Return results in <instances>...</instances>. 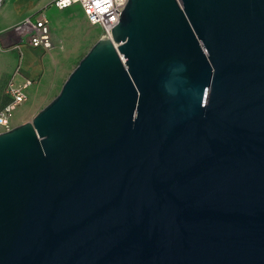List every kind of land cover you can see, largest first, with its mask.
Returning <instances> with one entry per match:
<instances>
[{
	"label": "water",
	"instance_id": "obj_1",
	"mask_svg": "<svg viewBox=\"0 0 264 264\" xmlns=\"http://www.w3.org/2000/svg\"><path fill=\"white\" fill-rule=\"evenodd\" d=\"M0 133V264H264V0H128Z\"/></svg>",
	"mask_w": 264,
	"mask_h": 264
},
{
	"label": "crops",
	"instance_id": "obj_2",
	"mask_svg": "<svg viewBox=\"0 0 264 264\" xmlns=\"http://www.w3.org/2000/svg\"><path fill=\"white\" fill-rule=\"evenodd\" d=\"M0 3V109L9 102L6 87L12 81L22 85L32 81L28 89L29 99L34 93L40 92L47 85L48 79L58 82V72L63 62L68 59L69 47L60 48L55 41L52 51H44L29 46L20 35L14 31L15 26L29 18H47L52 30V24H57V17L65 10H57L55 0H1ZM56 26V25H55ZM77 29V28H76ZM73 33H66V38ZM78 35V32H77ZM56 35V39H57ZM54 39V36H53ZM59 39V38H58ZM63 40V39H62ZM62 42H65L63 40ZM71 43V42H70ZM14 127L21 125L22 122ZM24 124V123H23Z\"/></svg>",
	"mask_w": 264,
	"mask_h": 264
},
{
	"label": "built area",
	"instance_id": "obj_3",
	"mask_svg": "<svg viewBox=\"0 0 264 264\" xmlns=\"http://www.w3.org/2000/svg\"><path fill=\"white\" fill-rule=\"evenodd\" d=\"M128 0H55L53 6L61 11L79 4L83 9L91 26H101L103 38H109L112 29L119 21V13L123 12ZM20 37L33 48L44 51H52L55 42L48 19L29 18L15 26ZM32 81H26L22 85H16L12 81L7 85L5 91L9 102L0 109V133L10 131L14 128L13 117L16 110L29 100L28 89Z\"/></svg>",
	"mask_w": 264,
	"mask_h": 264
},
{
	"label": "rangeland",
	"instance_id": "obj_4",
	"mask_svg": "<svg viewBox=\"0 0 264 264\" xmlns=\"http://www.w3.org/2000/svg\"><path fill=\"white\" fill-rule=\"evenodd\" d=\"M56 22L57 24H52L54 40L60 43L61 49L66 47V42L68 43V59L63 62V66L58 72V82H54L53 78L50 77L47 85L40 92L32 94L27 103L19 106L12 120L15 121L16 125L21 122L22 124L31 122L34 116L45 109L60 94L61 88L71 72L104 36L101 26L89 24L79 4L72 6L64 14L58 16ZM66 33L73 34L66 38ZM56 35L58 36L57 39ZM62 39L65 42H62Z\"/></svg>",
	"mask_w": 264,
	"mask_h": 264
},
{
	"label": "bare ground",
	"instance_id": "obj_5",
	"mask_svg": "<svg viewBox=\"0 0 264 264\" xmlns=\"http://www.w3.org/2000/svg\"><path fill=\"white\" fill-rule=\"evenodd\" d=\"M0 3H1V0H0Z\"/></svg>",
	"mask_w": 264,
	"mask_h": 264
}]
</instances>
